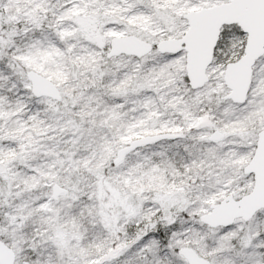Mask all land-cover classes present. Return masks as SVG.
<instances>
[{
    "label": "snow or ice",
    "instance_id": "1",
    "mask_svg": "<svg viewBox=\"0 0 264 264\" xmlns=\"http://www.w3.org/2000/svg\"><path fill=\"white\" fill-rule=\"evenodd\" d=\"M0 264H264V0H0Z\"/></svg>",
    "mask_w": 264,
    "mask_h": 264
}]
</instances>
